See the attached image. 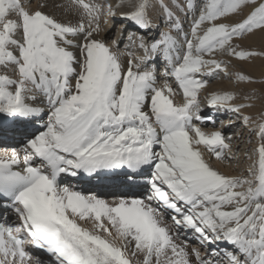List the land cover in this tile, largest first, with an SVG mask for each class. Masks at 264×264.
<instances>
[{"label":"snow or ice","instance_id":"snow-or-ice-1","mask_svg":"<svg viewBox=\"0 0 264 264\" xmlns=\"http://www.w3.org/2000/svg\"><path fill=\"white\" fill-rule=\"evenodd\" d=\"M174 6L197 9L187 31L164 0H38L35 7L0 0V135L29 137L0 155V209L17 220L0 222V264H192L187 240L176 242L183 231L209 249L206 257L191 250L196 264H264V142L247 170L251 178L226 175L205 152L231 159V137L194 123H214L201 115L199 93L209 82L201 77L228 75L231 58L264 56L239 43L264 33V0ZM118 11L142 33L129 40L144 55L120 51L122 33L111 44L100 38ZM161 24L167 28L157 31ZM206 99L254 124L250 131L264 141V116L256 123L241 113L250 104L231 103L232 92ZM65 175L126 188L147 177L146 191L109 201L62 185ZM221 243L236 251L218 250Z\"/></svg>","mask_w":264,"mask_h":264},{"label":"rangeland","instance_id":"rangeland-1","mask_svg":"<svg viewBox=\"0 0 264 264\" xmlns=\"http://www.w3.org/2000/svg\"><path fill=\"white\" fill-rule=\"evenodd\" d=\"M103 2L105 1L103 0ZM31 3H32V0L28 1V5L26 6L29 7ZM112 22L107 24L106 26L105 31L108 35L105 36L104 40L106 43H110L113 40H117L119 42V37L121 36V33H122L123 42L120 43L121 45L119 44V48H120L125 43H127L126 38L129 35V33L131 34L133 33V31H131V25H129L128 22H124V23L119 22L117 24H114L116 23L115 20L114 21L112 20ZM119 27L120 28L124 27V30H121ZM241 41H244V40H241ZM249 45L250 44H248V46L246 47L247 49L256 50V48L251 47ZM136 49H137L136 50L137 53L140 56L144 55L143 49H140L138 47ZM217 58L227 60V58H224V56H220V55H218ZM237 73H241V71L240 72L236 71V68L233 66L232 62H230V64L228 65V75H225L224 72H219L217 77H212V78L201 77V79L209 80L208 84L205 85L204 88H202L199 93L201 111L203 112V116L211 117V120L214 121V123L213 122L201 123L199 121H194V123L199 124V126L203 130L208 129L211 131L216 129L217 127H219L222 130L223 126L226 125L227 126L226 129L222 130V132L225 137L226 136L231 137V140L229 141V143L232 146V150L230 153H228V155L231 156V159H225L224 161H218L214 156L210 157L209 153L206 152L208 154V158H210V162H213V163L217 162L220 168H223V169L226 168L225 171L227 169H232L233 171L237 172V173L235 172L236 174H233V175L230 174L231 176L249 177V173L247 170L254 163L258 162V153L256 149L258 148L260 143L264 141H261V139L256 135L255 132L250 131V129L254 127V124L250 123L249 125L245 126L241 120L240 115L230 112V111H225L224 113L223 109H221L223 111L219 113H214L217 111V109H214V108L209 109L207 107L208 103L206 99L208 94L212 92H216L217 90H221L222 92H232L235 94V99H239V101H242V103L244 104L251 105V107H249L251 108L250 111H243V109H245L243 108L241 109V113L244 115H249L252 118L258 116V121L260 122L262 119V116H264V73L258 76H250L252 78V82L237 80L236 78ZM245 75H248V74H245ZM160 81H163V80H160ZM170 82L173 83V87H176L174 81L173 82L170 81ZM242 86L245 88H248V91L243 89ZM177 92H178L177 97L179 98L180 101L183 102L182 92H180L179 89H177ZM246 96L252 97V98L246 100L245 99ZM45 116L46 115H43V117ZM258 121L256 123H259ZM37 127L41 128L42 126L40 125ZM244 166L246 168L242 169V167ZM89 223L91 224V222ZM90 224H87L85 226H90ZM190 260L194 262L192 258H190Z\"/></svg>","mask_w":264,"mask_h":264},{"label":"bare ground","instance_id":"bare-ground-1","mask_svg":"<svg viewBox=\"0 0 264 264\" xmlns=\"http://www.w3.org/2000/svg\"><path fill=\"white\" fill-rule=\"evenodd\" d=\"M28 1H30V0H23V3H24V5H25V7H27L26 5H28ZM105 1V0H104ZM57 2L59 3V2H63V3H67V0H57ZM95 2H97V3H103V0H95ZM38 3V0H32V3H31V7H35L36 6V4ZM107 3H112V4H115V3H117V0H107ZM164 3H166V4H168V6L170 7V8H172V11L175 13V15L176 16H178L179 18H180V20H181V22L183 23V26H184V31H187L188 30V28H189V25H190V23H191V21H192V19H193V17L195 16V15H197L198 14V12H197V9H193V10H188L186 7L185 8H183V9H180V8H178V7H176V6H174V5H177V4H179V5H184L185 4V0H164ZM194 3L198 6V8L199 7H203V3H204V0H194ZM47 11H53V13L57 16V18H65V19H73V21H75V16H74V14H69V15H65V13L62 11V10H60V9H55V10H53V9H51V8H49ZM161 10L159 9V8H157L156 9V12H160ZM248 11V9H245V12H247ZM234 19H238V17H235ZM112 20L114 21H116V23H114V24H117V23H119V22H127L126 20H124V19H121L120 18V12L118 11L117 12V15H116V18L115 19H113V18H111V17H109L108 18V24L109 23H111L112 22ZM113 23V22H112ZM123 23H121V24H123ZM106 26H107V24L106 25H103V28H104V31L101 33V37L100 38H103V39H105V36L106 35H108L107 33H106ZM120 28V27H119ZM167 28V25H165V24H161V28L160 29H158L157 31H160V30H164V29H166ZM121 30H124V27L122 28H120ZM131 31H133V33H135L137 36L138 35H141L142 33H140V32H138V30L137 29H134L133 27H131ZM130 34V33H129ZM143 35H144V37H145V39L146 40H149V38L151 37V36H153V35H155V33H143ZM181 39H183V36H181ZM244 41H239V43H241L245 48L248 46V44H250L249 46H251V47H254V48H256V51H264V33H261V32H259V31H256V32H254V34H252V35H248V36H246V38H244L243 39ZM126 42L127 43H125L122 47H120L119 48V50L120 51H130V52H132L135 56H140L138 53H137V47H136V44H133V43H131L130 42V40H129V35L127 36V38H126ZM247 42V43H246ZM109 44H111V42L109 43ZM121 45V44H120ZM74 51H77V55H79V52H78V50H74ZM224 58H227L228 59V57H226V56H224ZM264 56H253L252 58H250V59H246V60H239V59H237V58H231V62H232V64H233V66L236 68V71H238V72H240L241 71V73L242 74H248L249 76H258V75H260V74H262V73H264ZM127 59H128V57L126 56V57H124V58H122V62H123V64H124V66H125V68L127 67ZM150 66V65H149ZM159 71H158V73L160 74V73H162L163 72V67H164V64H163V61L161 60L160 62H159ZM78 67V66H77ZM240 70V71H239ZM173 82V81H172ZM163 83V81H160V82H158V86L160 85V84H162ZM219 85V84H218ZM177 87V86H176ZM242 88L243 89H245V90H247L248 91V88H245V87H243L242 86ZM178 89V88H177ZM216 92H222L221 90H217ZM237 98V97H236ZM175 102L176 103H182V101H180L179 100V98L177 97V95H176V97H175ZM231 103H233V104H240V103H242V101H239V99H234ZM37 105L38 106H43V105H39V100L37 101ZM207 107L209 108V109H211L208 105H207ZM251 110V108H249V107H246L245 109H243V111H250ZM45 111L47 112V108H45ZM215 111V110H214ZM221 111H223V110H217L216 112H214V113H219V112H221ZM224 113H225V110L223 111ZM201 114L203 115V112L201 111ZM248 114H250V113H248ZM213 116V115H212ZM46 120H47V115L45 116V117H43L40 121H39V123L37 124V126H42L43 125V123L44 122H46ZM252 120L253 121H255V122H257L258 121V116H256V117H253L252 118ZM259 122V121H258ZM226 125L225 126H223V128H222V130H224V129H226ZM40 130H43V128L41 127L40 128ZM208 132H211V130H208V129H206ZM205 130V131H206ZM215 130H220V131H222L219 127H217L216 129H214V130H212V131H215ZM31 131V127H29V132ZM15 133H19V134H22L21 132H12V133H8V134H5V136H7V138H10V137H12L13 138V135L15 134ZM229 133H231V132H229ZM235 136V135H234ZM227 137V136H226ZM27 138H29V137H24V138H20V139H18L19 141H18V143H5V142H14L13 140H11V141H3L1 138H0V150H5V149H12V148H19V147H21V141L22 140H24V139H27ZM235 144V143H234ZM157 150H159V149H157ZM3 153H4V151H0V155H3ZM227 155H228V153H227ZM229 156V155H228ZM205 157L206 158H208V154L205 152ZM211 164H212V166L213 167H215V168H217L219 171H221L223 174H225L226 173V175H230V174H236L237 172L236 171H233L232 169H227L226 171H225V169H223V168H220L219 166H218V164H217V162H211ZM246 167L244 166V167H242V169H245ZM236 172V173H235ZM239 173V172H238ZM231 176V175H230ZM68 180H73V181H75L72 177H70V176H68V177H66ZM95 192V190H87V192H86V194H90V193H94ZM107 192H109L110 194H109V198L107 199V200H109V201H111L112 199H114L116 196L113 194L114 192L113 191H107ZM95 194V193H94ZM103 195V194H102ZM106 196V195H105ZM137 196H139V195H137ZM102 197V196H101ZM141 197V196H140ZM104 199H105V197H104ZM168 219V220H167ZM170 219L168 218V217H165V222L167 223V224H169V225H171L172 224V221H169ZM90 224V223H89ZM87 227H91V224H90V226H87ZM172 231H173V233H175V229L173 228L172 229ZM181 234H183L184 236H185V239L184 240H180V239H178L177 237H176V242L178 243V244H183L184 242H185V240H187V249H188V251H189V253H190V256H189V258H192V260L194 261V262H192V264H196V258H195V256L194 255H192L191 254V250L193 249V248H197V249H199V251H200V253H201V256H208V252H209V249L207 248V247H205V246H201L199 243H198V241L194 238V233H192V232H190V231H183V232H181ZM194 243V244H193ZM215 247H217L218 248V250H223V249H225V248H227L229 251H236L234 248H232L231 246H229V245H226V244H224V243H221V244H219V245H217V246H215ZM29 248L34 252V253H36V250H34V249H32L30 246H29Z\"/></svg>","mask_w":264,"mask_h":264}]
</instances>
